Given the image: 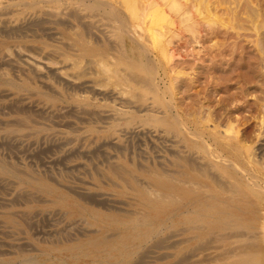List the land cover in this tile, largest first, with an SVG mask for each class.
I'll list each match as a JSON object with an SVG mask.
<instances>
[{"label": "bare ground", "instance_id": "bare-ground-1", "mask_svg": "<svg viewBox=\"0 0 264 264\" xmlns=\"http://www.w3.org/2000/svg\"><path fill=\"white\" fill-rule=\"evenodd\" d=\"M4 147L0 264H264V0H0Z\"/></svg>", "mask_w": 264, "mask_h": 264}, {"label": "rangeland", "instance_id": "rangeland-1", "mask_svg": "<svg viewBox=\"0 0 264 264\" xmlns=\"http://www.w3.org/2000/svg\"><path fill=\"white\" fill-rule=\"evenodd\" d=\"M218 39V42H220V41H223V38H218V37H215V38H212L209 34H207V32L206 31H202V33H201V37H200V41H201V47L203 48V51H202V53H201V55H200V58H201V62H198V61H196V59H194L193 58V56H192V50H193V47H191V45H190V41H188L187 39H185V40H182V41H180L179 43H177L176 45H175V51H176V53H177V57H176V61H181V60H185V61H190V62H192V64H191V67L192 66H195L196 64L198 65V67L200 68L199 70H202V68H204V67H208L211 63H210V61L209 60H211L212 58L211 57H213L214 55H215V53H213V49L211 48V46H213L214 45V43L215 42H217L216 40ZM179 57V58H178ZM180 57H182V58H180ZM185 58V59H184ZM228 67L229 66H225L224 68H226V69H228ZM200 77H202V79L200 80V82L198 81V82H196L195 83V86H194V88H193V91L190 93V94H194L196 91H198V90H201L202 88H205L206 87V83H205V81L208 83V87H206V88H209L210 89V91H211V96H212V99L215 101V100H217L216 98H218V99H220V96L221 97H225V96H227L224 92H220V94L218 95V93L217 92H214V90H215V88H221V86H216L217 84H214V83H212L211 82V79H209V80H207V79H205L206 77H208V75H201ZM199 77V78H200ZM203 84V85H202ZM245 89H246V92L247 93H245V94H241L246 100H248V101H250L251 103H253L254 102V100L256 99V97L257 96H260V95H262L258 90H256L255 88H252V87H250V86H247V87H245ZM251 90V91H250ZM223 91V90H222ZM242 91L240 90V89H234L233 91H232V93H234V94H240ZM181 96H183V97H187L188 95H187V93H183ZM180 96V97H181ZM254 96V97H253ZM244 105V104H243ZM245 106H246V104H245ZM243 116H245V117H250V114L249 113H247V112H245L244 114H243ZM9 148H6V147H4V148H0V154L2 155V157H5V156H11V155H14V153H16L18 150H16V149H10V150H8ZM33 149L34 148H30L29 149V153H33L34 154V152H33ZM12 150V151H11ZM32 150V151H31ZM22 151V150H21ZM25 152H26V154H25ZM23 151L21 154H19V153H17L18 154V156H20L22 159H24L23 161L24 162H26V163H28L31 167H30V169H32L33 168V170H36V171H39V172H41V170L43 171L42 173H45V174H49V171H47V170H50V169H48V168H46L45 166L46 165H43L44 164V159H48V157L49 156H52L53 154V152L51 153V152H49V153H46L45 155H42V157H37V158H33V157H31L30 156V154H28V151ZM28 154V155H27ZM28 156V157H27ZM32 158V159H31ZM40 158V159H39ZM44 158V159H43ZM29 159V160H28ZM41 161V162H40ZM32 162V163H31ZM34 162V163H33ZM43 162V163H42ZM46 168V169H45ZM64 167H60V166H53V168H52V172H54V173H56V174H59V173H61L60 172V170L61 169H63ZM56 169H57V172H56ZM47 172V173H46ZM71 172H69V173H67V176H68V179H70V180H72V178L74 177V175L75 174H77V172L76 173H74L73 174V176H72V174H70ZM64 174H66L65 172H64ZM72 176V177H71ZM71 177V178H70ZM4 190V191H3ZM5 193H7V191L5 190V189H1L0 188V196H2L3 194H5ZM20 207V206H19ZM19 207H17V208H19ZM21 208V207H20ZM22 209H25V207L24 206H22ZM42 210V211H41ZM37 211V212H36ZM40 211V212H39ZM39 212V213H38ZM44 212V213H43ZM46 212V213H45ZM36 213V215H33V217L35 216H37L36 218L34 217V220H36L38 223H37V226H39V228H40V230L41 231H43V233L41 234V235H36V237L37 238H39V239H41V240H45L46 238H48V236H49V233H50V230L51 229H53V227H54V225H56L57 224V221H58V219L60 218V216H57V215H53V214H50L49 212L47 213V209L45 210V209H43V207L41 206V205H37L36 207H35V209H34V211H33V214H35ZM45 216H46V218H45ZM48 216V217H47ZM39 220V221H38ZM48 220V221H47ZM3 224L2 223H0V242H3V241H5V242H9L10 240L9 239H7L6 238V236H7V234H9V233H7L6 232V229L5 228H3V227H1ZM43 225H44V227H43ZM48 225H50V226H48ZM42 227V228H41ZM5 229V230H4ZM8 230H11V229H8ZM49 231V232H48ZM48 232V233H47ZM4 233H6V234H4ZM33 233V232H32ZM48 234V236H47V234ZM44 234V235H43ZM18 235H20V237H25V238H28L27 237V235L26 234H17L15 237H19ZM4 239V240H3ZM43 240V241H44ZM166 251H169L168 249H163V250H156V252H155V254L153 255V258H152V260L153 261H157V262H160L161 261V259L160 258H158V256L160 257L161 256V254L163 253V252H166ZM160 254V255H159ZM156 257H157V259H156ZM162 258V257H161ZM159 259V260H158Z\"/></svg>", "mask_w": 264, "mask_h": 264}]
</instances>
